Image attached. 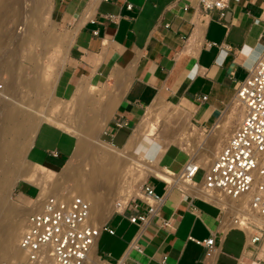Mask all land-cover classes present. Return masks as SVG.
I'll return each mask as SVG.
<instances>
[{
	"label": "crops",
	"instance_id": "crops-1",
	"mask_svg": "<svg viewBox=\"0 0 264 264\" xmlns=\"http://www.w3.org/2000/svg\"><path fill=\"white\" fill-rule=\"evenodd\" d=\"M50 1L55 16L73 28L55 95L66 99L94 90L106 96L108 107L98 121L107 116L102 133L118 151L151 154L155 138L144 133L138 141L148 122L136 127L148 107L161 101L185 105L190 119L204 130L217 131L221 122L227 126L229 109L239 102L238 87L264 52V0H229L223 15L218 9L204 11L198 0ZM40 70L30 79L34 90L43 83ZM120 120L125 124L119 126ZM235 124L227 126L230 134ZM77 142L76 132L45 119L27 158L56 172L69 161ZM184 152L179 144L169 143L159 163L173 168L180 161L182 169L192 158ZM158 176L146 180L162 196L147 222L130 220L134 210L125 208L129 199L104 221L115 232L102 231L95 250L105 239L100 253L107 264H167L165 255L174 264H264V237L252 246L248 231L225 216L220 199L231 197L206 189L204 180L170 182ZM15 190L35 196L37 188L25 179L18 180ZM146 206L142 201L141 210ZM136 237L142 252L130 246ZM209 237H214L210 253L197 241Z\"/></svg>",
	"mask_w": 264,
	"mask_h": 264
},
{
	"label": "rangeland",
	"instance_id": "rangeland-1",
	"mask_svg": "<svg viewBox=\"0 0 264 264\" xmlns=\"http://www.w3.org/2000/svg\"><path fill=\"white\" fill-rule=\"evenodd\" d=\"M23 1L24 3H37L38 11L40 9L42 11L40 13L42 16L39 14L41 31L39 30L38 34L47 39L54 38V41L46 44L41 42V45L37 42H31L30 38L32 34L28 32L24 33L23 30L21 32L20 26H17L21 17L17 14L12 15V17L10 15L6 28L7 37L0 39V62H3L0 63V80H7L8 82L10 72L16 70L18 76L15 84L16 91H18L17 95H19L20 100L25 105L19 106L13 100L6 102L0 95L1 119L17 106L21 107L22 113L25 116L21 131L17 134L9 133L4 138L0 136L1 143L14 138L22 146L21 151L18 152L15 158L5 154L3 162L4 165L16 170V172L30 169L41 174L40 181L37 183L31 181L32 185L37 188L35 196H31V194L29 196H22L17 193L15 186L18 180H25L23 178L17 180L9 196L8 184L5 180L6 175L0 176V264H9L20 256L19 239L25 230L27 217L34 209L33 205L52 193L66 192L74 194L75 192L73 191L75 190V194H79V188L75 187V184L81 179L80 174L82 170H89L92 165L99 167L100 171L98 173H102L104 168L112 170L114 172L113 180L117 183L116 187L112 190L109 206H122L128 199L130 200L141 193L142 184L150 175H159L163 179L166 178L165 180L169 179L167 181L170 182L181 176L184 167L179 169L180 161H178L179 163L176 162L177 164H173V168L171 165H165L166 167L164 168L160 167L161 164L158 162L160 153L169 143L174 142L179 144L184 149V153H188V158L192 157V153L199 150L200 158H202L204 166L207 167L212 162L208 160L210 158L209 154L213 151L216 155L230 134L227 126L232 125L234 120H236L235 125H237L243 115L242 105L237 102L229 109L231 118L228 122L229 124L226 126L221 122L217 131H209L197 126L190 119L188 108L185 105L172 101L157 102L148 107L143 119L136 127L137 129L143 121L148 122H146V128L141 132L138 141L142 139L144 133L150 135L149 138H155L154 141L157 144H155L156 147L151 149V156L137 149L136 151L133 149L130 151L121 149L123 152L116 151L112 147L114 146L113 143L102 133L105 127L99 133L93 132L95 124L99 122L98 119L102 116L105 108L108 107L104 103L107 100L106 96L97 95L94 93V90L92 94L84 96L80 94L79 96L66 99L55 95V84L73 38L71 34L73 29L72 24H64L61 17L55 16L56 10L50 0ZM18 3L19 0L13 1L12 4L15 6L10 5L12 11L18 10L20 12L22 10L21 4ZM34 59L40 61L38 65ZM40 68L39 72L42 74L41 81L43 83L39 88L34 90L30 79H34L35 71ZM22 78L26 80L24 83L21 81ZM45 119L54 121L78 134L77 146L73 155L68 159L73 158L77 152L76 156L72 159L75 165L70 174L65 173L66 171L64 172L68 161L62 168L54 172L31 164L27 158V149L34 139L38 125ZM207 135H210L211 145L207 142ZM203 140L206 145H203ZM144 142L141 146L145 144ZM4 146L5 143L1 148L3 149ZM202 146L204 147L202 148ZM117 155L121 156L122 159L118 162L116 161V163L108 161L111 157H117ZM152 166L156 167L157 170L155 172L148 170ZM203 175L204 170L201 169L195 176V179L200 182ZM82 179L84 184L85 178ZM77 186L79 187V185ZM70 188L74 190H70ZM31 197L34 200H31ZM248 205L249 202L246 206ZM224 211L225 216L231 218L233 212L227 211V209ZM258 221L259 223L262 222ZM104 242L105 239L103 238L99 242V250H96L97 257L94 264H107L104 261L105 258L101 257L100 253Z\"/></svg>",
	"mask_w": 264,
	"mask_h": 264
},
{
	"label": "built area",
	"instance_id": "built-area-1",
	"mask_svg": "<svg viewBox=\"0 0 264 264\" xmlns=\"http://www.w3.org/2000/svg\"><path fill=\"white\" fill-rule=\"evenodd\" d=\"M198 2L204 11L218 9L221 15L229 6V0ZM128 6L131 8L133 4ZM236 95L244 110L241 121L208 167L191 161L185 165L184 173L197 181L195 176L203 169L202 180L207 189L219 190L232 197L250 194V208L264 216V52L241 82ZM202 97L205 99L207 95ZM123 124V120L118 122L119 126ZM54 154H57L56 150ZM141 192L125 206L134 210L130 215L132 222H147L162 201L161 194L147 181L142 184ZM142 201L147 205L144 210H141ZM91 212V202L81 194L60 192L47 195L27 217L19 239L24 256L9 264H84L102 231L115 232L106 222L93 224ZM249 223L255 226L254 231L248 233L249 243L256 246L264 237V227ZM197 241L207 245L208 253L211 252L214 237ZM130 246L143 251L138 237ZM167 260L165 255L163 261L174 264ZM131 264L141 263L133 261Z\"/></svg>",
	"mask_w": 264,
	"mask_h": 264
},
{
	"label": "bare ground",
	"instance_id": "bare-ground-1",
	"mask_svg": "<svg viewBox=\"0 0 264 264\" xmlns=\"http://www.w3.org/2000/svg\"><path fill=\"white\" fill-rule=\"evenodd\" d=\"M13 1L14 0H0V39L7 37L6 28H7V23H9L8 19H9L10 15L12 17V15L17 14V15L21 16L17 26H20L21 32L23 30L24 33L28 32V33L32 34V37L30 38L31 42L32 41L35 43L36 42L37 43L43 42L44 44L49 43V42H53L54 38L53 39L52 38L51 39H46V38L44 39V38H42V36H39V34H38V31L41 29V27H40L41 26V19H40L41 14L40 13L42 11H40L41 9L39 10L40 12L38 11V7L36 5L37 3L36 4L34 2H25L24 3L23 0H21V1L19 0V3L22 6L21 7L22 10H20V12H18V10L12 11V9L10 8L11 7L10 5L13 3ZM12 5H14V4H12ZM39 8H40V6H39ZM41 8H43V7H41ZM13 20H15V19H13ZM19 24H21V25H19ZM22 44H24V43H22ZM6 56H7V54H6ZM3 60H5V59H3ZM17 78H18V76L16 74V70H12L8 76V82H7V80H4V81L0 80V95L6 102L13 100L14 103H16L17 105L20 106V105H24V104L20 100L19 95H17L18 91H16V86H15V84L17 82ZM38 86H40V84ZM236 98L241 103V101L239 100L237 95H236ZM241 105H242V103H241ZM19 106H17L18 108L16 107L12 111H10L6 115H4L2 117V119L0 118L1 119V121H0V131H1L0 136L1 137L4 138V137H6V135H9V133L10 134H12V133L17 134L19 131H21L23 129V125H24L23 121L25 119V116L23 115L22 109ZM243 115H244V111H243ZM243 115H242V117H243ZM106 120H107V116L104 115L102 117V119H100V121L97 124H95L96 126H94L93 132L94 133L101 132L102 128H104ZM29 130H30V128H29ZM203 142H204V140H203ZM207 142L208 143L211 142L210 141V135H207ZM4 143H5V146L2 149L1 147L4 145ZM4 143H1V140H0V150H1V152H0V176L3 174L6 175L5 180H6V183L8 184L7 189H8V193H9L8 195L10 196L11 190L19 178H23V179L37 183L38 181H40L41 174L36 173L37 171L34 172L30 169L21 170L19 172H16V170L10 169V167L4 165L3 156H5V154H8L11 157L15 158L16 155L18 154V152H20L22 149V146L20 145V142L17 139L13 138V139L7 140ZM211 144L212 143H210V145ZM205 145H206V143H205ZM116 151H118V150H116ZM76 154H77V152H76ZM76 154H75V156H76ZM209 155H210V158L208 160L213 161L212 159H213V156L215 155L214 152L212 151ZM13 158H12V161H13ZM73 158H71L68 161V163L64 169V172L66 171L65 173L70 174V172L72 171V169L75 165L74 161L72 160ZM121 159H122V157L117 155V157H111L108 161L112 162V163H116V161L118 162ZM191 161L204 165L202 158H200L199 151L195 152L193 154L192 158H190V160L188 162H191ZM208 165H210V164H208ZM160 167L164 168L166 166L161 165ZM90 168L91 169H89V170H86V169L82 170V172L80 174L81 179L79 180V182L77 184H75L76 186L75 185H73V186L79 188V190H78L80 192L79 194L83 195L86 199H88L91 202V206H92L91 221H92V223L96 224V225H101L114 210H117L118 208H120L119 205L109 206L110 205V199L112 197L111 193H112V190L116 187L117 182H115L113 180L114 179V172L112 170H110L108 168H104L102 173H98L100 170H99V167L97 165H92ZM148 170L150 172H155V170H157V169H156V167L152 166V167H149ZM184 170H185V166L183 168L182 174L180 173L181 176L179 178H177L176 181H183V180L184 181L185 180L186 181L187 180L192 181L193 180L190 177H187L185 175ZM82 178H85L84 184H83ZM77 185H79V187ZM70 190H74V189L70 188ZM211 190H214V189H211ZM214 191H218L221 194H224L226 196L231 197V198H228L226 200L225 199L223 200L221 198L220 200L223 201V205L227 209V211L233 212L234 215H232V218H231V222L233 224L242 226L243 228H247V231L249 234H250V232H253L254 231L253 228H255V226L251 225L249 222H253L257 225L264 227V216L258 214L256 211H254L253 209L250 208V202H249L250 194H245V195H242L240 197H232V196H230L224 192H221L219 190H214ZM69 192L71 193L72 191H69ZM73 192L76 193L75 190ZM32 199H33V197H31V200ZM41 202H42V200L40 202L39 201L36 202L33 205V208H34L33 210L38 208L41 205ZM248 202H249V205L246 206L248 204ZM258 220H260L262 222L259 223ZM95 246H97V242L94 244L92 250L88 254V256L86 258V262L84 264H94L95 263V259L97 257ZM19 248H20L21 253H20V256L18 258L24 256V252L21 249L20 245H19Z\"/></svg>",
	"mask_w": 264,
	"mask_h": 264
}]
</instances>
